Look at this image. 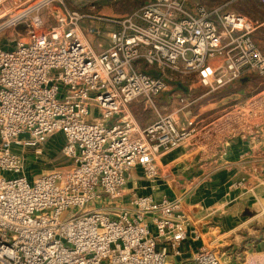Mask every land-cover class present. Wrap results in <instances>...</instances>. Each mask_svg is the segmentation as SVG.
<instances>
[{
	"label": "built area",
	"instance_id": "2783aa9c",
	"mask_svg": "<svg viewBox=\"0 0 264 264\" xmlns=\"http://www.w3.org/2000/svg\"><path fill=\"white\" fill-rule=\"evenodd\" d=\"M224 7L147 0L103 18L65 0H0V34L22 23L25 32L0 45V264H225L215 243L184 257L190 219L179 199L124 200L132 169L154 179L158 158L174 148L195 139L220 146L264 128V89L211 119L192 111L197 86L210 94L264 80L255 39L264 22ZM88 33L106 36L108 47L97 51ZM180 83L188 94L170 93L179 106L164 111L156 98ZM136 102L154 110L153 122L137 121ZM58 134L72 163L29 173L30 155Z\"/></svg>",
	"mask_w": 264,
	"mask_h": 264
},
{
	"label": "crops",
	"instance_id": "0c3cea01",
	"mask_svg": "<svg viewBox=\"0 0 264 264\" xmlns=\"http://www.w3.org/2000/svg\"><path fill=\"white\" fill-rule=\"evenodd\" d=\"M251 79L231 82L228 88L219 91L223 96L217 102L207 105L203 103L209 94L207 91L197 96L192 93L200 103L193 108V113L211 119L209 111L214 108L211 104H224L227 99L239 103V99L244 100L245 90L241 88ZM180 84L158 97L164 111L170 112L179 106L176 98L168 101L170 93L188 94L189 90ZM260 130H249L220 146L195 139L174 148L158 158L159 175L154 179L146 178L139 167L132 169L124 200L133 194L152 195L156 200L165 196L179 199L190 219L185 258L205 242L216 240L223 254H228L225 264L264 259V128ZM242 177L247 179L246 185L235 187L233 184Z\"/></svg>",
	"mask_w": 264,
	"mask_h": 264
},
{
	"label": "rangeland",
	"instance_id": "374dc122",
	"mask_svg": "<svg viewBox=\"0 0 264 264\" xmlns=\"http://www.w3.org/2000/svg\"><path fill=\"white\" fill-rule=\"evenodd\" d=\"M196 1H200L202 4L207 6L224 5L225 10L237 11L248 15L254 21L264 22V3L260 2L259 0H196ZM65 2L68 5V7L72 9H77L85 14H91L103 18H121L131 13L133 10L143 6L147 2V0H65ZM52 7L55 8L56 5H53ZM47 11H50V9L48 8L44 9L41 11V13L45 15ZM53 22L54 19L50 18L48 23L51 24ZM87 23H93V22L87 21ZM97 25L101 26L104 31H107L110 28L108 24L103 21H98ZM23 28H24V24L22 23L15 27L12 26L4 30L0 34V45L9 48L12 47L16 40L25 36V32ZM87 36L89 37L90 39L89 41L96 50H102L108 47L109 42L106 36L97 37L96 35L90 33H88ZM255 36H256V40H258V42L262 44L260 45V48L264 52V25L256 31ZM250 78H252L251 81L244 88H241L245 90L243 97L244 100L239 99V103L245 102L251 96L255 95L256 93L264 89V80L261 77H259L258 75H252L250 76ZM204 91H206V88L202 86H197L192 90L193 94L194 92L196 93L195 94L196 96L199 95L200 93H203ZM219 91L206 95L203 103H206L207 105L213 101L217 102L220 99V97L223 96V94H220ZM158 97L156 98L157 102H159ZM227 100L228 101L224 102V104L223 103H217L214 105L211 104L210 107L213 106L214 108L209 111L210 112L209 116L212 115V117H214L216 115H219L224 109H229L231 106L237 104L238 102L237 100L234 99H227ZM197 104L199 105L200 103L196 102L193 105V108ZM132 111L134 117L141 124L146 125L155 120L156 114L154 110L146 106L142 102H136L132 106ZM63 140L64 138L61 134L53 135L49 137L41 154L30 155L29 158L31 160L28 163L29 166H31L30 171L33 175H38L43 171H49L55 168H65L72 163L69 157L64 155L63 152L61 151ZM71 211L73 212V210L66 211L63 216L64 217L68 216L69 214H71ZM212 243L217 244V241L210 240L208 242H205V245L209 246ZM220 249L222 253V261L225 263L228 260V254L227 255L223 254V250L221 246Z\"/></svg>",
	"mask_w": 264,
	"mask_h": 264
},
{
	"label": "water",
	"instance_id": "95a60500",
	"mask_svg": "<svg viewBox=\"0 0 264 264\" xmlns=\"http://www.w3.org/2000/svg\"><path fill=\"white\" fill-rule=\"evenodd\" d=\"M153 74H154V75H157L158 73L154 71ZM180 86L183 87L181 84H180Z\"/></svg>",
	"mask_w": 264,
	"mask_h": 264
},
{
	"label": "trees",
	"instance_id": "16d2710c",
	"mask_svg": "<svg viewBox=\"0 0 264 264\" xmlns=\"http://www.w3.org/2000/svg\"><path fill=\"white\" fill-rule=\"evenodd\" d=\"M246 79H248V78H246Z\"/></svg>",
	"mask_w": 264,
	"mask_h": 264
}]
</instances>
